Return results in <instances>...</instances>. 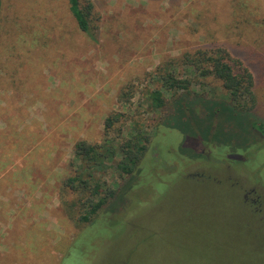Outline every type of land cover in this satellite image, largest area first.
I'll return each instance as SVG.
<instances>
[{
    "label": "rangeland",
    "instance_id": "374dc122",
    "mask_svg": "<svg viewBox=\"0 0 264 264\" xmlns=\"http://www.w3.org/2000/svg\"><path fill=\"white\" fill-rule=\"evenodd\" d=\"M92 1L94 37L68 0H0V264H264V135L225 108L162 124L146 95L168 60L225 47L253 72L264 121V0ZM204 81L193 90L227 97ZM116 112L109 137L141 127L148 151L82 222L85 195L65 183L75 144L101 142ZM116 163L96 172L115 188Z\"/></svg>",
    "mask_w": 264,
    "mask_h": 264
},
{
    "label": "trees",
    "instance_id": "16d2710c",
    "mask_svg": "<svg viewBox=\"0 0 264 264\" xmlns=\"http://www.w3.org/2000/svg\"><path fill=\"white\" fill-rule=\"evenodd\" d=\"M68 3L78 27L94 37L93 1L68 0ZM195 54L197 55L187 53L158 67L157 80L161 86L152 88L146 95L147 103L153 110L164 112L161 123L164 124L169 115L176 111H203L201 114H204L205 108H210L208 114L214 115L225 108L233 113H248L251 128L256 134L264 135V121L257 119L254 112L257 106L255 76L245 62L233 56L225 47L198 50ZM183 67L190 72H181L180 68ZM209 76L222 82L227 97L211 96L205 90H193L194 84H204V79ZM207 104L212 106L206 107ZM123 117V112H116L106 118V133L101 142L83 139L75 144V155L80 164L76 174L69 177L65 183L73 190L82 189L85 195L81 201L83 213L79 216L82 222L92 221L100 210L117 196L127 180L133 178V173L139 169L148 151L150 134L141 127L134 125L129 129L130 136H123L120 141L109 137L108 132L122 121ZM123 129L122 125L119 133L123 132ZM116 159V167L124 178L127 177L117 188L110 186L105 179L96 177L97 171L107 168L106 164Z\"/></svg>",
    "mask_w": 264,
    "mask_h": 264
},
{
    "label": "water",
    "instance_id": "95a60500",
    "mask_svg": "<svg viewBox=\"0 0 264 264\" xmlns=\"http://www.w3.org/2000/svg\"><path fill=\"white\" fill-rule=\"evenodd\" d=\"M237 157V156H236Z\"/></svg>",
    "mask_w": 264,
    "mask_h": 264
}]
</instances>
